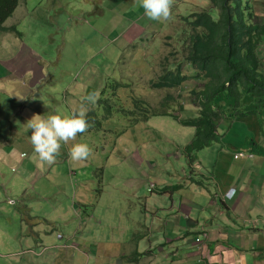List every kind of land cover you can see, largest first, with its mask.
Instances as JSON below:
<instances>
[{
	"label": "rangeland",
	"instance_id": "obj_1",
	"mask_svg": "<svg viewBox=\"0 0 264 264\" xmlns=\"http://www.w3.org/2000/svg\"><path fill=\"white\" fill-rule=\"evenodd\" d=\"M18 3L0 24L5 28L16 26L22 36L0 30V78L9 72L19 78H10L13 83L6 86L3 84L8 78L0 79V151L10 145L21 146L25 163L31 166V176L29 181H23L21 175L29 170L17 167L10 171L8 165L3 167L0 163V264H109L112 257H116L112 264H129L121 254L137 256L130 249L142 244L137 240L144 235L138 223L143 221L142 205L148 200L157 197V203H167L169 196L188 197L186 185L191 180L196 185L206 179L203 176L212 174L217 181L212 179L208 184L215 185L223 183L228 171L227 181L240 172L245 179L253 178L249 187L254 190L261 187L264 111L224 120L219 129L220 141L197 152L192 161L186 157L185 146L194 128L180 125L169 115L152 114L150 119L137 122L135 116L132 119L124 113L133 97H142L155 107L170 95L173 114L195 115L189 111L196 105L190 101L189 92L202 86L203 81L191 79L184 87L170 90L153 87L152 82L162 73L163 57L171 53L181 57V42L187 38L189 29L187 19L207 9L211 5L209 0H176L175 14L173 9L169 10L171 17L157 19L149 25L150 29L147 23L146 28L142 25L143 20L138 22L145 32L132 21L113 49L103 48L102 39L96 43L92 38L86 39L76 28L83 24L79 21L75 26L77 23L73 21L81 15L79 0H18ZM138 5L139 0L131 3L129 7L133 9H128L126 16L137 14L134 7ZM259 6L257 17L261 21L264 6ZM100 20L107 25L106 17ZM111 39L118 41L116 36ZM85 40L88 44H84ZM154 48L159 52L149 69L143 64L134 65V59L155 56ZM259 53L264 63V44ZM24 84L32 92L21 100L19 92ZM102 88L109 92L103 97L105 103L100 105L101 114L94 116ZM85 91L94 94V103L84 99ZM67 94L68 101L73 98L70 105L74 106L68 107L69 111L63 104ZM82 104L89 108L88 114L94 108L85 116L88 127L67 144L61 142L51 163L37 158L28 134L23 135L25 140L11 135L10 123L18 127L14 133L25 132V122L33 114H70ZM108 107L109 111L105 109ZM110 111L112 114L107 115ZM95 117L100 124L93 123L91 119L95 121ZM248 138L254 140L251 146L247 144ZM77 142L87 144L90 149L83 161H72L68 153L69 146ZM251 148L254 150L250 152ZM234 151L235 159L239 160L232 161ZM34 159L39 160V166ZM151 184L155 187L149 192ZM214 193L210 199H214ZM255 200L264 208L261 196L248 194L244 204L249 211ZM144 218L147 226L150 218ZM251 220L255 228H264L261 209L252 208Z\"/></svg>",
	"mask_w": 264,
	"mask_h": 264
},
{
	"label": "crops",
	"instance_id": "obj_2",
	"mask_svg": "<svg viewBox=\"0 0 264 264\" xmlns=\"http://www.w3.org/2000/svg\"><path fill=\"white\" fill-rule=\"evenodd\" d=\"M135 2L136 0H100V2L97 0H80L81 15L77 16V22L82 21L83 24L76 28L84 33L86 39L92 38L94 43L97 39H102L103 48L110 47L113 49L115 43L111 38L114 36L121 37V32L132 21H135L132 24L142 28V32H145V28L138 25L139 21L145 19L141 10L134 7L138 13L133 16H126L129 10L133 9L129 5ZM104 17L108 21L107 25H102L100 22L102 21L100 18ZM125 20L127 22L123 25L122 22ZM115 29L120 31L115 33ZM84 44H88L86 40ZM7 72L6 70L5 73ZM5 77L8 78V82L3 84L5 86L13 83L10 78L19 80L16 75L10 72L0 79ZM23 86L19 92L21 100L32 92L29 86L26 84ZM84 94L87 96V91ZM72 99L68 101L67 94L63 101L67 111L70 107L74 108L70 105ZM76 102L77 100H75ZM78 102L81 104L80 99ZM14 113L10 116H13ZM24 134H28L27 130L25 132L17 131L13 137L25 140L26 138L22 139ZM20 147L18 145L4 147L3 152L0 151V163L3 167L8 165L10 171L17 167L29 170L27 174L21 175L23 181H29L31 166L25 163L26 156ZM223 147L225 148L224 145ZM236 147L237 145H234V148ZM257 148L259 149V147ZM251 150L254 149L251 148L250 152ZM236 154L237 152L234 151L232 161L239 160L235 159L234 155ZM245 155L251 156L252 153H245ZM34 161L38 166L40 165L39 160L34 159ZM229 173L230 171L225 173L224 184L216 182L215 185H209L208 183L212 179H216L212 174L203 176L207 179V183L201 181L194 185L195 182H192L190 186L186 187L188 197L175 199L169 196L170 202L167 203H157V197L148 200L142 205L143 221L138 223L139 230H143L144 235L139 236L137 240L142 244L139 243L135 248L130 249L137 256H129L127 252L121 254L119 250L116 253L127 258L129 264H264V228H255L254 221L251 220V211L254 206L261 209L263 215L264 208L258 206L256 200L250 211L244 204L248 194L255 197L261 196V200L264 202V182L260 188L254 190L249 187L253 178L245 179L243 174L237 172V175L227 181L226 174ZM200 185L201 188H199ZM249 191L253 193H249ZM212 192H215L214 199H210L213 197ZM242 206H245L246 210H242ZM193 213L195 217H191ZM145 216L150 218L147 226ZM248 222L249 225H246ZM204 232L208 233L209 238L197 243L195 237ZM119 246L113 245L115 248ZM62 256H64L63 253ZM114 258L116 257H112L109 264L115 261Z\"/></svg>",
	"mask_w": 264,
	"mask_h": 264
},
{
	"label": "trees",
	"instance_id": "obj_3",
	"mask_svg": "<svg viewBox=\"0 0 264 264\" xmlns=\"http://www.w3.org/2000/svg\"><path fill=\"white\" fill-rule=\"evenodd\" d=\"M209 1L211 5L206 10L187 19L189 29L187 38L181 42V57L177 58L173 53L163 57L160 61L162 73L152 82L153 87L170 90L177 86L184 87L191 79L203 81L202 86L189 92L190 101L196 104L191 107L194 110L189 111L195 115L179 117L173 114L169 107L170 95L155 107L142 97H133L128 105L129 110L124 109L125 116L132 119L135 116L137 122L150 119L152 114L169 115L180 125L194 128V134L185 146L188 161H192L197 152L220 141L222 134L219 129L224 120H229L233 115L251 116L264 111V63L259 53L261 44H264V16L261 21L257 17L259 5L264 6V3H257V0ZM18 4V0H0V24ZM137 8L143 12L139 5ZM151 21L153 19L147 17L142 25L145 27L147 23V29H150ZM16 28L0 26L1 31L14 32L21 38V32ZM119 38L116 43L121 40ZM153 51L155 56L151 54L144 59H134V65L143 64L149 69L148 65L156 61L159 52L156 48ZM108 92L102 88L98 97L100 102L96 104L95 111L90 108L89 114L92 111L94 116L101 114L100 105L105 103L103 97ZM106 105L111 106L108 103ZM110 108L105 109L109 111ZM89 114L87 110L86 115ZM110 114L111 111L107 115ZM91 120L98 123L96 117L95 121ZM248 140L250 143L247 144L251 146L254 140ZM152 185L153 189L155 186ZM152 189L149 187V192Z\"/></svg>",
	"mask_w": 264,
	"mask_h": 264
},
{
	"label": "clouds",
	"instance_id": "obj_4",
	"mask_svg": "<svg viewBox=\"0 0 264 264\" xmlns=\"http://www.w3.org/2000/svg\"><path fill=\"white\" fill-rule=\"evenodd\" d=\"M175 2L176 0H139V6L143 9V16L145 18L148 17L149 19H153L151 23L154 24V21H156L157 19L167 18L168 16H170L169 10L172 11L173 9L175 14ZM259 2L260 1H257V3ZM201 11H204V9ZM77 19H73V21L77 22ZM188 19H191V17ZM112 40H114V43L116 44V39ZM120 62H122V58ZM101 91L102 89L100 90V92ZM100 92H98V94H100ZM84 99L88 103L95 102V96L91 93L84 97ZM86 111L87 109L82 104L79 110L73 111L70 114L50 113L47 116H43L42 114H33L29 119L26 120L25 131L30 130L28 132L27 139L32 145L33 151L40 161L51 163L55 159L56 154L60 149L61 142L67 144L68 141L73 140L74 137H76L77 133H83L86 130V128L88 127V123L85 120L88 119V117H85ZM10 126L13 131L11 135L13 136L14 130H16V128L18 127L12 126L11 123ZM89 151L90 149L88 145L80 142L72 143L68 149V153L72 161H83L87 158ZM191 181L194 182V180ZM192 182L186 185V187L190 186ZM202 183H204L203 180ZM152 186L153 185L151 184V189ZM208 238V233L204 232L196 236L195 241L197 243H200L202 240Z\"/></svg>",
	"mask_w": 264,
	"mask_h": 264
},
{
	"label": "bare ground",
	"instance_id": "obj_5",
	"mask_svg": "<svg viewBox=\"0 0 264 264\" xmlns=\"http://www.w3.org/2000/svg\"><path fill=\"white\" fill-rule=\"evenodd\" d=\"M181 31V30H180Z\"/></svg>",
	"mask_w": 264,
	"mask_h": 264
}]
</instances>
